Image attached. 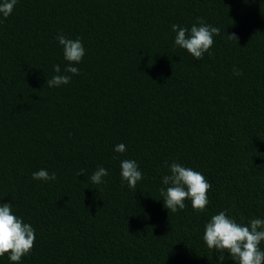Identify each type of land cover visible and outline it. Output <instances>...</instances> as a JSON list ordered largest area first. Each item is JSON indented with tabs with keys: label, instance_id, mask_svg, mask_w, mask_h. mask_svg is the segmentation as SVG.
Returning a JSON list of instances; mask_svg holds the SVG:
<instances>
[{
	"label": "trees",
	"instance_id": "1",
	"mask_svg": "<svg viewBox=\"0 0 264 264\" xmlns=\"http://www.w3.org/2000/svg\"><path fill=\"white\" fill-rule=\"evenodd\" d=\"M198 17L220 29L202 60L171 27ZM61 34L85 56L49 87L54 65L71 75ZM125 159L143 173L135 190ZM172 162L211 183L204 212L164 207ZM41 169L56 179L34 180ZM0 203L36 230L20 264H221L203 240L211 216L264 219V0H17L0 15Z\"/></svg>",
	"mask_w": 264,
	"mask_h": 264
},
{
	"label": "clouds",
	"instance_id": "2",
	"mask_svg": "<svg viewBox=\"0 0 264 264\" xmlns=\"http://www.w3.org/2000/svg\"><path fill=\"white\" fill-rule=\"evenodd\" d=\"M17 0H2L0 2V15L7 18L14 10ZM172 31L176 33L174 44L192 55L196 60H202L205 53L212 55L211 48L214 44V36L220 34L218 27H213L205 23L203 18H197L190 30L173 24ZM229 39L237 40L235 34H228ZM57 40L63 47L64 59L68 62L61 74L60 65H54L53 70L56 75L46 80L49 87H59L70 82L73 75H79L80 70L75 65L79 64L85 56V49L80 39H70L64 35H58ZM235 75L241 72L234 69ZM117 153H124L126 146L118 144L114 148ZM122 181H126L129 188L135 190L138 181H141L143 173L135 160L125 159L120 163ZM81 173L87 175L81 169ZM169 173L162 177L161 183L165 187L160 189L161 196L164 197V207L176 213L186 207L185 201L190 200L191 206L198 212H204L209 204L207 193L212 185L206 177L199 171L183 166L181 163L172 162L169 166ZM108 170L98 167L91 175L87 176L93 184L101 185L106 181ZM34 180L54 181L56 174L51 175L47 170L41 169L32 174ZM12 203H0V257L7 254L13 264H20L23 257L31 254L35 246L36 230L21 217L13 214ZM203 240L207 247L219 252L218 260L223 264L226 259L224 253L235 261V264H264V251L260 244L264 242V219L253 218L247 224L238 223L234 218L220 211L211 216L210 221L205 225Z\"/></svg>",
	"mask_w": 264,
	"mask_h": 264
}]
</instances>
